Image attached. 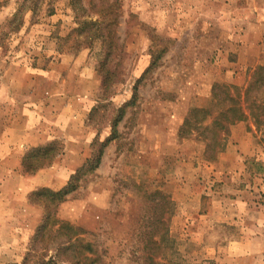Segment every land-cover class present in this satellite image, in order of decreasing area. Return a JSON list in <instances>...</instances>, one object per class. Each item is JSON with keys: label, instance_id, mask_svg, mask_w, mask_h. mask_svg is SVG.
<instances>
[{"label": "rangeland", "instance_id": "rangeland-1", "mask_svg": "<svg viewBox=\"0 0 264 264\" xmlns=\"http://www.w3.org/2000/svg\"><path fill=\"white\" fill-rule=\"evenodd\" d=\"M261 68L264 0H0V264H264Z\"/></svg>", "mask_w": 264, "mask_h": 264}, {"label": "trees", "instance_id": "trees-1", "mask_svg": "<svg viewBox=\"0 0 264 264\" xmlns=\"http://www.w3.org/2000/svg\"><path fill=\"white\" fill-rule=\"evenodd\" d=\"M258 86H264V68H261L260 69V73H259V76H258V79H257V83H256ZM224 89H226V98H227V101H230L231 102V106L230 107H227L226 110L222 113H220L216 118H214L210 124V127H217V129L221 130V129H226L224 127V125L222 124V122L220 120H218L217 118L218 117H224V124L225 126L227 125H231L232 123L236 122V121H241V120H244L246 119V115L241 111V109L239 108L238 106V98L237 96L234 98L230 95V93L228 94L229 92V89L227 87H222ZM237 102V104H236ZM226 115H229L228 117H225ZM257 116H260L261 119H258V117L256 116V119L253 117L254 119V124L257 126V125H260L261 123H264V111H260L259 113H256ZM115 127H116V122L113 124V127H112V133L115 134ZM101 149L98 151L97 153V157H96V162L98 163L99 161V157L100 155L102 154L101 153ZM89 164L87 163L85 166H82L81 168H79L74 174H72L70 176V179L73 177H76L79 173H81L83 171V169H85V167L87 168ZM69 179V181H70ZM68 184V185H67ZM66 186H63L62 188H60L59 190L57 191H51L49 188H43L42 190V193L44 194H48L50 195V197H54V199L57 200L56 201H62V199L73 189L72 184L71 183H67ZM41 193V192H40ZM43 221L42 223L40 224L39 228H37L36 232L34 233V236L32 238V245H31V252H35L36 250H38V243H40L42 240H43V237H44V230L46 228V221H47V217H43ZM46 220V221H45ZM60 229H62L65 233H64V236L67 238L66 239V242H62V243H58L56 248H55V256L59 255V252L60 253H65L67 252L68 250H70V247H73V243H70V240L72 238V235H75L77 232H79V230H73L71 226H69L68 224H60L58 226V229L57 231H59ZM59 233V232H58ZM62 234V233H61ZM68 236V237H67ZM77 239L75 238L74 242L76 241ZM67 244V245H66ZM78 245V244H76ZM82 248H84L88 253H92V249H91V245L89 243H83ZM71 251H74V250H71ZM76 253V252H75ZM77 254V253H76ZM82 257L81 253H78V255H76L75 257V263L74 264H81L80 260L78 258ZM73 258V257H71ZM147 261L148 263L146 262L145 264H158L157 261H153V257H152V254L151 253H148L147 254ZM55 260V257L54 256H50L49 259L46 261V262H43V264H51L52 261ZM83 264V263H82Z\"/></svg>", "mask_w": 264, "mask_h": 264}, {"label": "crops", "instance_id": "crops-1", "mask_svg": "<svg viewBox=\"0 0 264 264\" xmlns=\"http://www.w3.org/2000/svg\"><path fill=\"white\" fill-rule=\"evenodd\" d=\"M250 77H251V76H250ZM38 178L41 179L40 175H35V176H32V177H31V180L34 181V182H37L36 180H37ZM29 190H31V189H29ZM29 190H28V191H29ZM28 191H27V192H28Z\"/></svg>", "mask_w": 264, "mask_h": 264}]
</instances>
